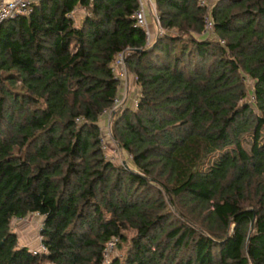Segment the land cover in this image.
Wrapping results in <instances>:
<instances>
[{
  "label": "trees",
  "instance_id": "1",
  "mask_svg": "<svg viewBox=\"0 0 264 264\" xmlns=\"http://www.w3.org/2000/svg\"><path fill=\"white\" fill-rule=\"evenodd\" d=\"M137 7L43 0L0 23V264H264V0H155L152 44ZM120 52L139 98L111 130L133 169L101 148ZM35 212L37 254L13 227Z\"/></svg>",
  "mask_w": 264,
  "mask_h": 264
},
{
  "label": "rangeland",
  "instance_id": "2",
  "mask_svg": "<svg viewBox=\"0 0 264 264\" xmlns=\"http://www.w3.org/2000/svg\"><path fill=\"white\" fill-rule=\"evenodd\" d=\"M147 10L151 13L152 17H154L155 8L150 5L149 9ZM84 14H85V9L83 7L78 8L74 12V18L76 19V21H78L80 18H82ZM149 25L150 24L148 23V27ZM152 26L154 27L153 30L149 28L150 29L149 44H152L157 37H160L161 35L164 34L163 32L161 35L157 36V32H156L157 30L154 26V23L152 24ZM202 36L206 37L209 35L206 34L205 36L202 33ZM127 78H128L127 81L121 83V85L119 86L121 89L119 95V100L121 101L120 105L116 109H114V111H112L111 114L104 115L103 117H101L99 121V128H100V136H101V148L104 157L116 165H124L126 167L133 169V166L130 162L131 156L127 154L126 151H124L122 147L117 143V141L114 139L112 135V130H111V124L113 122V117L115 113H118L123 109H127V108L135 110L137 106V101L139 98V86L136 81L135 74L128 70ZM252 98H253L252 95L248 93V95L245 98V101H252ZM262 135L264 138V131ZM251 141L252 140L250 135H247L243 140V146L247 150L250 148ZM42 224H43L42 217L40 216L37 217L34 215L28 216L27 219L23 221H18V220L13 221V227L17 232L20 243L32 244V242H34L35 246H37L38 244V238L40 237V228ZM24 232L28 234L25 235ZM111 254H118V250L115 248L110 252V255Z\"/></svg>",
  "mask_w": 264,
  "mask_h": 264
},
{
  "label": "built area",
  "instance_id": "3",
  "mask_svg": "<svg viewBox=\"0 0 264 264\" xmlns=\"http://www.w3.org/2000/svg\"><path fill=\"white\" fill-rule=\"evenodd\" d=\"M43 0H0V23H2L5 20L11 19V18H15L19 15L25 14L28 12L29 8L31 5L39 3ZM88 1H93V0H88ZM149 1L150 0H137L138 2V7L135 10V12L133 13V18L135 20V24L141 28H143L146 32V36H147V42L149 44V40H150V29L148 27V23H147V18H146V11L147 9H149ZM214 0H199V4L201 6H204L206 8L207 11L210 10V7L212 6ZM154 22L156 25V32H157V36L161 35L163 33V30L158 22V16H157V12L156 9L154 10ZM203 34L206 35L208 34L209 36L214 37V31H213V21L210 18V16L207 14L205 16L204 19V29H203ZM223 43V41H222ZM125 55L126 52H120L112 65V70L113 73L115 75V77L117 78L118 82L126 80L128 77V68L126 66L125 63ZM119 87V85H118ZM119 95L118 94L114 99H113V103L112 106L109 110H107L104 115H109L112 113V111H114V109H116L121 101L119 100ZM31 215L37 216L39 217L40 214L35 212ZM41 217V216H40ZM27 218H16L15 220L18 221H23ZM41 229V228H40ZM114 244L115 241L111 240L107 243L106 248L104 250V257L106 259L109 258L110 256V252L112 250H114ZM46 245L44 244V242L41 239V236L38 238V245L37 247H34L31 249L33 254H37L39 252H43L46 251Z\"/></svg>",
  "mask_w": 264,
  "mask_h": 264
},
{
  "label": "crops",
  "instance_id": "4",
  "mask_svg": "<svg viewBox=\"0 0 264 264\" xmlns=\"http://www.w3.org/2000/svg\"><path fill=\"white\" fill-rule=\"evenodd\" d=\"M149 4L152 6V7H154L155 8V0H150L149 1ZM79 8H81V7H79ZM78 9V8H77ZM156 9V8H155ZM146 18H147V23H149L150 25H149V28L151 29V30H153V26H152V24L154 23V26H155V28H156V25H155V22H154V17H152V15H151V13L147 10L146 11ZM128 79V78H127ZM127 79L126 80H123V81H120L119 82V86L121 85V83H123V82H126L127 81ZM120 91H121V89H120V87H119V90H118V93L120 94ZM103 117V116H102ZM101 119V118H100ZM100 121V120H99ZM25 231V230H24ZM17 233V232H16ZM25 233V235H27L28 233H26V232H24ZM25 245H27L28 247L29 246H31V248H34V247H32V246H35L34 245V242H32V244L30 243V244H25ZM36 247V246H35Z\"/></svg>",
  "mask_w": 264,
  "mask_h": 264
}]
</instances>
